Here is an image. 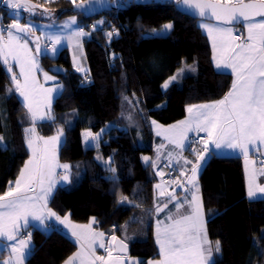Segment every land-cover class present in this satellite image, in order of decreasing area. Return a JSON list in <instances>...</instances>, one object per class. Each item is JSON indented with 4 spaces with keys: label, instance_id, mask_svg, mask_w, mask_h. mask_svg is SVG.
Listing matches in <instances>:
<instances>
[{
    "label": "trees",
    "instance_id": "obj_1",
    "mask_svg": "<svg viewBox=\"0 0 264 264\" xmlns=\"http://www.w3.org/2000/svg\"><path fill=\"white\" fill-rule=\"evenodd\" d=\"M52 4L60 18L80 13L70 0ZM8 12L4 5L0 8L6 24L12 20ZM82 15L86 24L101 16ZM102 16L108 21L84 39L89 66L86 82L74 70L68 48L57 58L40 52L43 68L59 78L63 91L53 102L55 118L35 126L45 136L59 127L65 129L59 158L73 165L72 184L58 188L49 206L60 216L70 214L76 222L95 218L98 229L127 242L129 254L144 257L145 264L160 256L154 238L155 206L168 203V199L156 201L157 171L142 160V155L153 153L156 142L151 122L171 124L186 116L189 105L222 99L233 77L215 70L201 20L181 14L171 1L128 0ZM168 22L173 27L167 39L149 35ZM109 26L119 33L110 40L106 36ZM181 67L182 77L163 89ZM6 68L0 58V136L8 145L7 150L0 149V194L30 157L25 129L32 124ZM111 125L116 127L107 136H117L122 146L113 148L103 141L97 148L84 144L83 130L97 134ZM97 154L104 161L111 157L113 172L96 159ZM198 180L214 254L215 242H220L215 264H264L260 252L264 248V198H248L242 158L212 155ZM131 219L130 225L141 228V234L126 239L122 231ZM24 232L32 235V251L25 264H63L77 248L57 228L48 232L30 226Z\"/></svg>",
    "mask_w": 264,
    "mask_h": 264
},
{
    "label": "snow or ice",
    "instance_id": "obj_2",
    "mask_svg": "<svg viewBox=\"0 0 264 264\" xmlns=\"http://www.w3.org/2000/svg\"><path fill=\"white\" fill-rule=\"evenodd\" d=\"M70 2L78 12L84 14L92 10V5L96 0H88L87 4L84 3V0H80V2L70 0ZM171 2L177 6L178 10L187 9L188 12L202 18L200 26L206 29L213 39V47L216 50L214 57L216 68L231 69L235 80L231 89L222 99L189 106L187 119L172 125L170 129H164L162 132L160 125H156L155 121L151 122L156 125L157 135H162L164 132L171 133V135L165 136V139L179 150L175 162L179 164L182 160L184 166L191 165V175L186 181L187 185H191L190 188L184 187V182L179 177L172 183L191 193L190 197H185L184 202L191 205L192 212L189 215L174 216L170 210L165 216V219L169 221L168 224L162 225L161 221H157L156 240L163 259L155 264H215L212 259L213 245L207 237L202 198L198 195L200 189L197 182L198 173L208 163L209 153L215 155V151L221 149L239 150L245 158L246 165H252L247 169V196L249 198L264 196V186L255 183L256 161L248 158L250 146H256L255 151H259L260 146H264V19L255 21V17H264V0H171ZM0 4L9 9L8 15L12 18V23L5 25L3 18L0 17V58L7 65L6 71L8 72H11L12 67L9 64V56L18 61L20 76L23 77V83H21L15 74L11 75L10 79L14 84L15 91L29 101L27 107L33 125L37 118L44 119L47 116L48 119H54L47 113H39L31 102L30 92L36 91L34 70L38 66L36 58L31 55L32 50L29 48L27 37L36 29L31 22L21 23L22 13L17 11L22 10L35 15L36 9L41 6L32 4L31 0H0ZM210 18L222 21L224 24H232L238 18H243L248 21L246 39L237 43L239 37L234 35L232 28L207 23ZM104 23L101 20L90 27L93 30H98L99 26ZM59 27L61 29L59 32H51L46 37L51 42L52 54L58 53L57 46L62 45L64 41L72 42L75 39L74 46L80 47V38L90 35L89 32L84 31L75 16L63 22ZM172 27L171 23L166 24L161 31H153L149 35L158 37L167 34ZM64 29L73 30L65 33ZM114 34L118 35L119 33L109 31L106 36L110 40ZM217 38H219V44ZM33 41L35 51L40 53V37H33ZM44 51L47 53V47ZM191 70L194 71V69ZM77 71H83V69L78 66ZM183 72L184 70L181 69L180 72L173 75L162 85V88L167 89L169 84L182 77ZM44 79L46 81L55 80V77L44 73ZM6 90L11 91L10 89ZM40 90L45 93V108L50 109L51 93L56 92L57 95H60L63 86ZM127 99L125 97V100ZM127 119L131 118L127 117ZM113 127L116 126H108L106 129H102L101 133L95 135L91 132L84 133L85 142L87 143L91 138L90 146L98 147L102 133L110 131ZM25 131L30 134L27 144L32 149V159L26 162L15 181H9L6 190L0 194V238L14 242L10 245V259L0 261V264H24L31 253V233L24 232L23 237L18 239L21 236V228H26L29 225V217L39 222V225L32 224L33 228L40 227L45 231H50L54 229L55 222L59 221L65 228L71 229L70 235L76 237L79 242V250L69 257L65 264H123L122 257H114L112 248L106 247L103 242L105 234L93 230V224L97 223L95 218H92L91 223L87 225H75L70 221V214L66 213L61 217L57 212L48 208V201L56 184L58 182L65 186L72 184L70 177L73 166L67 163L59 164L55 155L54 146L59 142V137L63 135V129L59 130L57 136L48 140L42 137L38 138L43 140V147L39 149L31 138V134L35 133V127L27 128ZM201 132L206 133V137L198 138ZM189 133L194 134L191 139ZM194 143L202 145V149L193 148ZM49 144L53 145L51 152L48 149ZM0 149H8L3 136H0ZM185 149L195 157L194 161L182 155ZM97 159L99 160L100 157ZM143 159L148 162L150 158L144 157ZM168 159L172 160L171 153H169ZM104 163L109 172L114 171L110 166L111 157ZM261 163L264 165V161ZM150 166L154 167L155 163L153 162ZM56 168L63 170L58 180L53 179ZM261 174H264V167H262ZM159 175L163 176L164 173L161 171ZM180 176H187V173L181 170ZM110 179L117 178L110 177ZM155 187L160 190L159 196H168V202L176 199L174 193H166L161 189L160 184ZM123 200H127V197H124ZM184 202L176 203L177 212L183 207ZM164 208H167V202L163 206L156 205L155 211L162 212ZM45 221H51V223L45 225ZM111 239L116 241L117 238L113 235ZM96 246L105 249L107 256H97ZM118 247L120 252H125L127 249V245L123 241L119 242ZM214 247L215 251L219 253L220 242L216 241ZM260 252L264 256V248H261ZM133 264H144V262L133 261Z\"/></svg>",
    "mask_w": 264,
    "mask_h": 264
},
{
    "label": "crops",
    "instance_id": "obj_3",
    "mask_svg": "<svg viewBox=\"0 0 264 264\" xmlns=\"http://www.w3.org/2000/svg\"><path fill=\"white\" fill-rule=\"evenodd\" d=\"M136 1H138V2H147L149 0H136ZM58 14L59 13L57 11L56 18L52 21V23L57 22V23H59L61 25V24H63V22H65L67 20H70L69 19L70 16H67V17H65V18H63V19L60 20ZM261 19H264V17L257 18V19H255V21L258 22ZM44 21H47V20H44ZM201 21L199 22V26L201 24ZM11 22H12V20H11ZM21 23H25V22H21ZM207 23L217 24V25H219L221 27H229V28H232L234 35H236V36L239 37V39L237 40V43L243 42L246 39V36H247V23H248V21L243 22L240 25H235V26H233V25H224V24H221V23H214V22H207ZM58 27L59 26H56V28H58ZM73 28H75V26H73ZM42 30L43 31L46 30L47 32H49L47 30V27L46 28H43ZM72 30L73 29H67V31H72ZM202 30L208 36L209 41H210V44H211V51H212V53H211V59H212V63H213V66H214L215 70L218 71V72L231 74L232 77H233V82H234L235 75H234V73H232L231 69H228V68L217 69L216 68V66H215V60H214V57L216 56V50L213 47V39H212V36H210L207 33L206 29L202 28ZM34 32L40 33L37 30H35ZM217 43L219 44V38H217ZM70 58H71L72 66H73V68H75L76 62H74V57H71V53H70ZM14 61H16V60H14ZM16 69H17L16 71H19V73H20V67H19V62L18 61H16ZM11 72H13V73L15 72V67H11ZM34 74H35V79H36V85H39L41 82H40L39 78L37 77V72L35 70H34ZM21 80H22L21 82H23V77H21ZM58 83H59V80L56 79V77H55V80H47L46 81V84H45L46 87L45 86L44 87L46 89L55 88V87H58ZM57 96L58 95H57L56 92L51 93V102H53V100H55V98ZM210 102H212V101L198 103V104H192V105H199V104L210 103ZM189 106H191V105H189ZM189 106H187V108ZM187 108H186V116L183 119H180L178 121H175V122H173L171 124H161V123L155 121L156 122V125H160L161 126L160 130L162 132H163L164 129H170L172 125L177 124L179 121H182V120L187 119V117H188ZM156 125H153L152 124L154 136L156 138V140H155L156 142H155V145H154L153 153L152 154H144V155H142V160H143V162H144L145 165H148L149 163L152 164L154 162L155 163L154 168L157 171L158 167L160 166V164L163 161H169V159H168L169 153H171V156H172V160L171 161H175L177 159V152L179 150L178 149H175V145L171 144L167 139H165V136H169V135H171V133L164 132V134H162V135H157L156 134L157 133ZM204 134H205V137H206V133H204ZM191 135H193V133H189V137ZM209 147L211 149L212 146L210 145ZM255 147L256 146H250V151H249V157L248 158H249V160L256 161V164H255V183L258 184V185H260V186H264V174H261V170H262V167H264V165H262V163H261L262 160L260 159V158H264V146H260V150L259 151H255L254 150ZM201 149H202V147L198 148V150H201ZM186 151H187V149H185L183 151L182 155L183 154L186 155ZM215 154L218 155V156H239V157L242 158V160H243V167H244V175H245V183H246V189H247L248 188V171H247V169L248 168H251L252 165H246L245 158L239 152V150L221 149V150H216L215 151ZM210 156H212L211 153H209V157ZM144 157H149L150 158L149 161L146 162L143 159ZM185 158H187L189 160H193V161L195 160V157L192 154L186 155ZM30 159H32V154L31 153H30V157L25 161L24 165ZM24 165L22 166V168L24 167ZM190 169H191V165L185 166L183 168V171H185L187 173V176H180L179 177L180 180L184 182V187H186V188H190L191 187V185H187V183H186V181H187V179L189 177V174H191ZM200 172L198 173V177H199ZM159 182H161V184H160L161 185V189L164 190L166 193H174V195L176 196V199L175 200H172L171 202H168L167 203V208H164V211H162V212H156L155 211V215H154V217H155V220H154V222H155V225H154V231H155L154 232V238H155L156 243H157V240H156L157 221H161L162 222V225L168 224L169 221L167 219H165V216H166V214H168L170 212V210H171L172 215H174V216L189 215L192 212L191 205L189 203H187V202H184L186 196L187 197H190L191 196V193L190 192L184 191L183 188L177 187L173 183L172 184H165L162 181H159ZM197 182H198L199 189H200L198 195L202 198V193H201V187H200L199 180H197ZM159 191L160 190H158L155 187V197H156V201L157 202L162 201V200H165V199H168V196L167 195H165L163 197L159 196ZM260 198H264V196H260L259 198H255L254 197V198H249V199L250 200H257V199H260ZM50 200H51V198L49 199V201ZM49 201H48V208L52 209L49 206ZM178 201L184 202V204H183V207H181L179 209V211L177 212L176 209H175V205H176V203ZM163 205L164 204H162L161 206H163ZM202 211H203L204 220H205V226H206V231H207V215H206V211H205V208H204V205H203V198H202ZM61 217H63V216H61ZM70 221H71L72 224H75V225H87V224L91 223L92 220L91 221H88L86 223H80V222L73 221L70 218ZM44 223H45V225H47V224L51 223V221H45ZM32 224L39 225V222L38 221H34L31 217H29V225L26 228H21V230H20L21 231V236L18 237V239L23 237L24 230H26L27 228H29ZM60 226L63 228V229L61 228L62 229L61 231L64 232L69 238H71L77 244V248H76V250L74 252V253H76L79 250V242L77 241L76 237H73V236L70 235L71 229L65 228L59 222H55V227L54 228L59 229ZM38 228H40V227H38ZM40 229L44 230L43 228H40ZM93 230L96 231V232H103L105 234L104 237H103V242L105 243L106 247H111L112 248V255L114 257L115 256H121L122 257L123 264H133V261H137V262H144L145 261V258L144 257L132 256L130 254H128V255H119V254L113 253L114 243H115V241H113L111 239V237L113 235H108L104 231L98 229L94 224H93ZM50 231H52V230H50ZM50 231H48V232H50ZM207 237H208V234H207ZM12 243H14V242H12V241H6L3 238H0V261H7V260L10 259V257H11V248H10V245ZM30 245L32 247V242H30ZM157 247H158V251L160 253V256L158 258H155V259H149V260H147L145 264H149V262H151V264H155V262L160 261V260L163 259V256L161 254L160 247H159L158 243H157ZM216 253L217 252L215 251V254ZM73 254H71L69 257H71ZM215 254H214V250H213V252H212V259H214ZM96 255L97 256H107V252L105 251V249H102V248H99L98 246H96ZM25 262H26V260H25ZM25 262H24V264H25ZM63 264H65V262Z\"/></svg>",
    "mask_w": 264,
    "mask_h": 264
},
{
    "label": "rangeland",
    "instance_id": "obj_4",
    "mask_svg": "<svg viewBox=\"0 0 264 264\" xmlns=\"http://www.w3.org/2000/svg\"><path fill=\"white\" fill-rule=\"evenodd\" d=\"M56 2V1H55ZM31 3L32 4H34V5H40L41 7H39V8H37L36 9V13H35V15H33V14H29V13H25V12H23L22 10H17V11H21V13H22V18H21V21L20 22H31L34 26H35V29L37 30V31H39L40 33H39V35H40V38H41V42H42V46H41V53H42V55H48V56H50V57H53V58H57L58 57V55L60 54V52L64 49V48H68L69 49V52L71 53V57H74L75 56V62H76V66H75V68H74V70L76 71V72H78L83 78H84V81L86 82L87 80H88V77H89V66H88V61H87V56H86V52H85V46H84V39H85V37H87V36H85V37H81L80 38V47H75L74 45H75V39H73V41L72 42H68V41H64L63 43H62V45H58L57 47H58V49H59V51H58V53H56V54H52L51 53V46L50 47H47V45H46V43H48L49 41L46 39V37H47V35L49 34V33H51V32H59L61 29H60V27H58V28H56V26H60V24L59 23H57V22H54V23H52V21L56 18V15H57V11H56V9L57 8H55V7H53V2H51V1H47V0H31ZM113 4H114V6H116L117 4H118V2H113ZM47 9V12H45V10ZM60 9H62V8H60ZM8 11H9V9H8ZM43 13V15H41ZM58 16H59V14H58ZM70 17H69V19H71L73 16H75V19L77 20V22L78 23H80L82 26H85L86 25V23H85V21H84V17H83V15L81 14V13H76V14H71V15H69ZM0 17H2V14H0ZM102 15L99 17V18H97V19H95L93 22H95V24H97V22L98 21H101L102 20ZM25 18V19H24ZM59 18H60V16H59ZM61 19H63V18H60V20ZM44 20H47V21H44ZM10 21H11V19H10ZM4 24H6L5 22H3ZM12 23V22H11ZM169 23H171L172 25H173V23L172 22H168V23H165V24H163L160 28H158V29H156L155 31H157V32H159V31H161L163 28H164V26L166 25V24H169ZM62 25V24H61ZM51 26V27H50ZM47 27V30L49 31V32H47L46 30L45 31H43L42 29L43 28H46ZM172 30V29H171ZM171 30H169L168 32H167V34H162V35H160V36H158V38H160V39H167V37H168V34L170 33V31ZM64 32L65 33H67V32H70V31H67V29H64ZM5 39H7V37L5 36ZM47 47V49H48V51H47V53H45V51H44V49ZM29 48L32 50L31 51V55L32 56H34L35 58H36V64H37V69H35V71L37 72V77L39 78V80H40V84L39 85H35V88H36V91H34V92H30V99H31V102H32V104H33V107L34 108H37L38 109V112L39 113H47L48 115H50V116H52V117H54L55 118V115H54V112H53V102L55 101V100H53V102H51V105H50V109H47V108H45V106H44V95H45V93L44 92H42L40 89H46L45 87V84H46V81H45V79H44V73H48V75H50V76H54L53 74H51L48 70H45L44 68H43V66H42V64H41V62H40V56L36 53V51H35V49H34V46H33V44L29 41ZM73 55V56H72ZM2 59V58H1ZM9 64L12 66V67H15V72L13 73V74H15L16 75V77L18 78V79H20V81H22L21 80V76H20V73H19V71H16L17 69H16V61H14L13 59H12V57L11 56H9ZM81 67L82 69H83V71H77V67ZM181 69H183L184 70V67H181L177 72H176V74L178 73V72H180V70ZM19 76V77H18ZM56 79H58L59 80V78H57L56 77ZM170 79V78H169ZM169 79H167L165 82H167ZM164 82V83H165ZM21 83H23V82H21ZM59 85H62L63 86V83L59 80V83H58V86ZM45 86V87H44ZM169 86H170V84H169ZM17 94L19 95V97L21 98V100H22V102L25 104V106L27 107V105H28V103H29V101L28 100H25V98L23 97V96H21L20 95V93L19 92H17ZM59 96V95H58ZM57 96V97H58ZM56 97V98H57ZM55 98V99H56ZM27 110H28V107H27ZM28 115H29V110H28ZM29 120H30V118H29ZM51 120H53V119H48L47 118V116L44 118V119H39V118H37L36 119V121H35V124L36 123H42V122H46V121H51ZM31 121V120H30ZM32 122V121H31ZM35 124L33 125V123L30 125V126H28L27 128H30V127H35V133L34 134H31V138L34 140V142H35V144H36V146H37V148L39 149V148H42L43 147V140H40V139H38V138H40V137H42L43 139H45V140H48V139H50L51 137H54V136H57L58 135V133H59V130L60 129H63V135H61L60 137H59V142L54 146L55 147V155H56V159H57V161H58V163L59 164H64V163H67V164H70V165H72V163L71 162H64V161H61L60 160V158H59V150H60V147H61V145H62V143L64 142V140H65V129L64 128H61V127H59V128H57L56 129V131L54 132V134H52V135H47V136H45V135H42V134H40L39 133V131H38V129L36 128V126H35ZM119 129L120 130H123V131H125L126 130V128L124 127V126H120L119 127ZM86 132H91V131H89V130H83V132H82V137H83V142H84V144L86 145V146H90L91 145V138H89V140H88V142L86 143L85 142V139H84V133H86ZM92 133V132H91ZM101 133V132H100ZM107 133H108V131H106V132H104V133H102V139L100 140V142H99V145H98V147L100 146V144H101V142L103 141V142H105V143H109L110 145H111V147H113V148H117V147H120V146H122V142H121V140H119L118 138H117V136H114V135H109V136H107ZM93 135H95L94 133H93ZM30 138V134H28V133H26V141L28 140ZM28 145V144H27ZM29 148V147H28ZM52 148H53V145H51V144H49L48 145V149H49V152H51V150H52ZM97 148V147H96ZM198 150V149H197ZM29 151H30V153L32 154V149L31 148H29ZM183 156L184 157H186V155L185 154H183ZM97 157H100V159L98 160L97 159ZM96 159L99 161V162H101V163H103V164H105L104 162V159L100 156V154H97L96 155ZM261 160L263 159V158H260ZM164 162V161H163ZM162 162V163H163ZM168 162H174V161H168ZM161 165V164H160ZM73 166V165H72ZM72 171V170H71ZM62 173H63V170L62 169H60V168H56L55 169V174H54V176H53V179H59V177L62 175ZM191 174H189V176H190ZM72 179V176L70 177V180ZM159 181H161L160 179H159ZM159 181H157V183L155 184V185H157V184H161V182H159ZM166 184V183H165ZM172 184V183H171ZM60 187H66L65 186V184H63V183H60V182H58L57 184H56V186H55V188H54V191L52 192V194H51V197L50 198H52L53 197V195L55 194V192L58 190V188H60ZM133 219V218H132ZM132 219L131 220H129L128 222H126L125 224H124V229H123V231H122V233H123V235H124V238H126V239H131L132 238V236H138V235H140L141 234V228H137V226H131L130 224H131V222H132ZM56 222H59V221H56ZM86 223V222H85ZM130 226V227H129ZM62 227L60 226V230H62L61 229ZM136 229H138L137 231H136Z\"/></svg>",
    "mask_w": 264,
    "mask_h": 264
},
{
    "label": "built area",
    "instance_id": "obj_5",
    "mask_svg": "<svg viewBox=\"0 0 264 264\" xmlns=\"http://www.w3.org/2000/svg\"><path fill=\"white\" fill-rule=\"evenodd\" d=\"M47 1H51V2H55L56 1L57 2V1H60V0H47ZM110 1H111V4L114 6L113 0H110ZM115 1L118 2V4L116 5L118 8H121L122 6H125L127 4V2H128V0H115ZM166 1H171V0H166ZM2 6H3V4H0V8ZM101 18H102V21H104L105 23L108 21V18L106 16H102ZM104 24L100 25L99 28L102 27ZM5 25H8V24H5ZM91 25H95V22H89L85 26H83L84 31L89 32V33L91 31H94L90 27ZM115 30H116V28L114 26H109V28H108V31L114 32ZM46 45H47V47H50L51 46V42L49 41L48 43H46ZM7 73L9 75V77H11V75L13 74L12 72H8V71H7ZM193 136H194V134L191 135L189 138L191 139ZM202 137H205V134L203 132L199 133V137L198 138H202ZM200 147H202V145H197L195 143L193 144V148L198 149ZM186 153H190V152L186 151ZM175 161L174 162L164 161L158 167L157 175H158V178L163 183L171 184L174 179H176L177 177H180V171L183 170V168L185 166L183 165V161L182 160L180 161L179 164H177ZM262 161H264V158L262 159ZM161 171L164 173L163 176L159 175V173Z\"/></svg>",
    "mask_w": 264,
    "mask_h": 264
},
{
    "label": "water",
    "instance_id": "obj_6",
    "mask_svg": "<svg viewBox=\"0 0 264 264\" xmlns=\"http://www.w3.org/2000/svg\"><path fill=\"white\" fill-rule=\"evenodd\" d=\"M84 3L87 4L88 0H84ZM113 7L114 6L111 4L110 0H96V2L92 5V10L87 12V13H85V14L88 15L89 17H95V16L102 15L107 10L113 9ZM73 8L75 9L74 5H73ZM176 9L178 10L177 6H176ZM178 11L181 14H183V15H187V16L192 17L194 19L202 20V18L195 16L191 12H188L187 9H179ZM185 13H187V14H185ZM257 18H261V17H255V19H257ZM207 22H214V23L224 24L222 21H216L214 18L208 19ZM243 22H246V21L243 18H238V20L234 21L232 24H224V25H233V26H235V25H240ZM35 36H39L40 37L39 33H37V32H34V33L30 34L27 37L29 39V41L33 44L34 49H35V43L33 41V37H35ZM40 46H42L41 38H40ZM37 54L39 55L40 53H37ZM53 69L56 70L55 68H51V70H53ZM120 241H123V240H121L120 238L116 239V241L114 243L113 253L119 254V255H128L130 253L129 244L127 242L123 241V243L127 245V249H126L125 252H120L119 251V247H118V244H119Z\"/></svg>",
    "mask_w": 264,
    "mask_h": 264
}]
</instances>
